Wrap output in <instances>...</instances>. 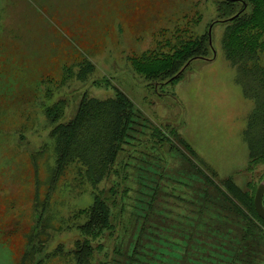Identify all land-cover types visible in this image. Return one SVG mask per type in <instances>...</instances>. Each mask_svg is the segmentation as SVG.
<instances>
[{
  "label": "rangeland",
  "instance_id": "374dc122",
  "mask_svg": "<svg viewBox=\"0 0 264 264\" xmlns=\"http://www.w3.org/2000/svg\"><path fill=\"white\" fill-rule=\"evenodd\" d=\"M216 2L0 0V264H19L23 254L25 264H76L74 243L84 239L78 227L96 195L110 208L112 228L91 241L89 264H131L134 252L133 264H202L201 245L221 240L231 246L222 264H241L236 247L245 255L253 245L249 263L264 255V244L245 241L232 209L241 206L223 186L230 179L241 198L251 197L264 164L247 168L242 132L253 101L224 57L226 23L215 22ZM176 29L209 32L212 58L193 60L164 85L131 69L128 57L156 49ZM83 60L93 65L85 80ZM111 86L154 126L173 128L193 156L144 130L95 187L78 164L58 171L46 107L64 101L58 122H66L84 95L110 98ZM142 182L156 188L152 199L140 195Z\"/></svg>",
  "mask_w": 264,
  "mask_h": 264
},
{
  "label": "trees",
  "instance_id": "16d2710c",
  "mask_svg": "<svg viewBox=\"0 0 264 264\" xmlns=\"http://www.w3.org/2000/svg\"><path fill=\"white\" fill-rule=\"evenodd\" d=\"M216 4L218 19L215 22L226 23L221 39L224 57L236 69L235 83L241 88L243 96L253 101L242 132L248 151L247 168L251 169L264 164V0H217ZM187 31L176 29L164 42L158 41L156 49L128 57L131 69L151 83L164 85L178 79L193 60H210L209 32L192 36ZM92 71L93 65L83 60L79 64L78 76L85 80ZM94 85L100 87L101 83L95 82ZM112 89L113 96L106 99L87 98L84 95L74 117L66 122H58L63 116L64 101H57L46 107L45 115L54 125L49 135L54 142L58 171H63L71 164H78L84 170L86 181L95 187L111 173L120 154L135 147L132 145L133 141L137 142V135L142 137L144 130L150 131V136L155 140L168 143L170 149L176 146L172 140L176 141L177 145L193 156L192 148L176 136L173 128L164 131L154 126L122 91ZM120 168L118 166V173ZM124 168L122 165V169ZM142 185L140 195H150L149 198L152 199L156 188L146 182H142ZM223 186L228 192L231 191L232 198H236L241 206L242 210L236 204L232 209L245 224V241L256 239L264 244V221L254 211L253 193L249 198H241L242 190L230 179L225 180ZM101 198L104 197L96 195L93 204L85 211L87 222L78 227L84 239L74 243L72 253L76 264H89L92 257L91 241L98 238L104 230L112 228L110 208ZM225 200L228 201L227 198ZM213 235L208 233L205 239L213 240ZM205 243L209 244L207 241ZM36 245L39 247L38 242ZM230 247L222 240L218 245H201L199 250L202 264H222L227 259L225 252ZM251 247L253 245H248L245 255H242L243 248H234L237 259L241 260V264H264V255L261 257V254L255 263L248 262ZM134 253L131 264L134 262ZM21 257L19 264H25V255Z\"/></svg>",
  "mask_w": 264,
  "mask_h": 264
},
{
  "label": "water",
  "instance_id": "95a60500",
  "mask_svg": "<svg viewBox=\"0 0 264 264\" xmlns=\"http://www.w3.org/2000/svg\"><path fill=\"white\" fill-rule=\"evenodd\" d=\"M210 34V33H209ZM263 195H264V181L261 182L254 193L253 207L257 216L264 221V206H263Z\"/></svg>",
  "mask_w": 264,
  "mask_h": 264
}]
</instances>
